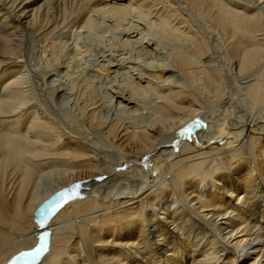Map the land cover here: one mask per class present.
Masks as SVG:
<instances>
[{"label":"bare ground","instance_id":"obj_1","mask_svg":"<svg viewBox=\"0 0 264 264\" xmlns=\"http://www.w3.org/2000/svg\"><path fill=\"white\" fill-rule=\"evenodd\" d=\"M0 264H264V0H0Z\"/></svg>","mask_w":264,"mask_h":264},{"label":"rangeland","instance_id":"obj_2","mask_svg":"<svg viewBox=\"0 0 264 264\" xmlns=\"http://www.w3.org/2000/svg\"><path fill=\"white\" fill-rule=\"evenodd\" d=\"M99 21H101V20H99ZM105 31H106V28L103 25H102V27H97L96 30H95L96 34H93L92 33V35L89 37V43H91L92 46H94L95 48H98L97 47V44L100 41L99 40V35L104 34ZM86 33H85V35H86ZM106 34H109V32H107ZM102 40H104V39L102 38ZM210 43H212L213 45L216 44L213 38H210ZM99 49L100 48L96 49V52L99 51ZM215 56H217L215 58V60H218L219 61L218 64H220V67L223 69V74L225 75V79L227 80V82H228L229 85H232V83H233V75L229 72L226 64H224V61L222 60V57H220L219 54H215ZM240 97L242 98V96L240 95V93L238 94L236 92L235 95H234V97H233V99H232L233 101H231L233 103L234 112L232 114H230V115H232V117L230 116L231 118L230 117L227 118V119H229L230 122H234L233 120L236 119L235 117H238V116H241V115L242 116H245L248 119L250 118L249 112H247L245 110V108L243 106V103L241 101L242 99ZM55 101H57V102H55V104L53 103V105H52V107L54 109H59L61 107V109L66 110V109L69 108L68 105H65V104L63 105L62 104V100L56 99ZM59 103H61V104H59ZM218 109H219V111H218ZM216 111H217V113H215ZM206 112H207V116L208 117L214 118L215 120H219V119L223 118V116L225 115V114H223L224 111H223V108L222 107H219V108L218 107L217 108H214L213 107V109H212V107H209V108L206 109ZM219 112H221V113H219ZM215 115H216V117H214ZM59 116H61V115H59ZM245 117H243V118H245ZM62 118H63V116H62ZM73 127H74V130H75V126H73ZM100 150H101L102 153L108 155L109 158H112L113 159V158H115L117 156V153L115 151H111L108 147L101 146L100 147Z\"/></svg>","mask_w":264,"mask_h":264}]
</instances>
